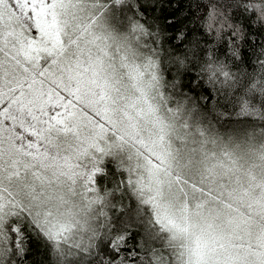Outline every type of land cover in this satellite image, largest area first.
Listing matches in <instances>:
<instances>
[{"label":"snow or ice","instance_id":"1","mask_svg":"<svg viewBox=\"0 0 264 264\" xmlns=\"http://www.w3.org/2000/svg\"><path fill=\"white\" fill-rule=\"evenodd\" d=\"M0 264H264V0H0Z\"/></svg>","mask_w":264,"mask_h":264}]
</instances>
